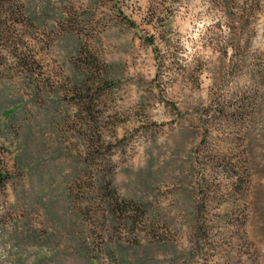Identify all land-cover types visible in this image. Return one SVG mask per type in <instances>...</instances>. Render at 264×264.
I'll return each instance as SVG.
<instances>
[{"label":"rangeland","instance_id":"374dc122","mask_svg":"<svg viewBox=\"0 0 264 264\" xmlns=\"http://www.w3.org/2000/svg\"><path fill=\"white\" fill-rule=\"evenodd\" d=\"M20 1L35 23L0 40V264H264V0ZM241 97L246 128L208 123ZM244 133L253 177L235 201L198 158L233 159ZM91 154L140 220L92 195Z\"/></svg>","mask_w":264,"mask_h":264},{"label":"trees","instance_id":"16d2710c","mask_svg":"<svg viewBox=\"0 0 264 264\" xmlns=\"http://www.w3.org/2000/svg\"><path fill=\"white\" fill-rule=\"evenodd\" d=\"M25 22L35 23L32 16L23 9V5L20 0H0V40L7 38L10 39V37L13 39L12 36L17 32L13 26L15 24ZM7 35L9 37H6ZM94 87L95 86L90 85L87 88V92H89V94H87L88 96L85 94V96L78 99V103L82 106L84 113H87L88 115L94 113L96 101L94 97L98 89H94ZM237 102H239V105L236 110L232 112L229 110L230 108L226 102H215L209 110H205V116L210 119L208 123L212 125L213 122L211 121L218 120L223 124L227 123L228 125L246 128L255 118L254 113L256 111L254 109V99L250 100L248 98L241 97ZM211 125H207L206 131H209V128L212 127ZM236 140L240 143L238 144L239 148L235 151L233 159H228L227 156H224L219 152H208L204 147L201 149L202 154L198 158V163L199 166L205 169L209 167L212 169L215 168L217 170L216 175L228 180L232 188L231 196L233 200L238 201L240 199L246 200L250 193L253 169L252 150L247 143L246 133L242 134L240 138H236ZM203 144H205V141H203ZM107 151H109V149H107ZM108 157L109 156H95L92 154L88 156L92 164L96 161L101 163L98 171L100 184L96 189L91 187L92 195L96 194V196L101 198L100 200L105 201L112 214L118 215L121 218H126L127 220H132L134 217L135 219L140 220L139 218L142 216V212L144 211L143 206L120 198L112 188L111 178L115 168L111 160H109L110 157ZM7 181L8 175L0 170V194L5 191ZM203 182H206L205 178H203ZM206 198V194L201 196V203L199 205H204L203 203L206 202ZM132 212L135 213V216L132 215ZM129 213H131V217L129 216L130 218L128 219ZM243 221L244 220L241 218H237L234 221V224L241 227L243 225Z\"/></svg>","mask_w":264,"mask_h":264}]
</instances>
